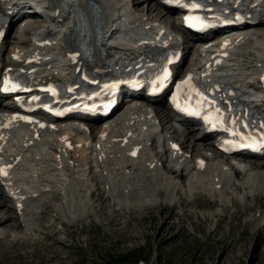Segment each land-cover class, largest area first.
Instances as JSON below:
<instances>
[{
    "label": "bare ground",
    "instance_id": "bare-ground-1",
    "mask_svg": "<svg viewBox=\"0 0 264 264\" xmlns=\"http://www.w3.org/2000/svg\"><path fill=\"white\" fill-rule=\"evenodd\" d=\"M35 1L42 2L39 7L46 15L55 9L47 6L46 8L45 4L58 6L72 2L73 5L68 4L70 11L66 15H71L78 9L80 18L91 19L94 23L95 16L92 10L83 4V0ZM97 3L104 10L103 26L107 23H111V27L115 26L118 19L113 18L122 14L125 19L140 21L148 16L157 23H169L166 15L161 12L157 0H99ZM66 15L59 16L63 18ZM171 28L176 32L180 30L175 24H172ZM40 29L42 30L38 35L44 34V25H41ZM25 30L33 31L34 27L28 26ZM244 30L235 38L228 40L230 47L226 53L233 55L231 59L233 63L230 64L233 68L220 72L234 74L238 71L235 76H240L242 80L258 72L264 64V21ZM137 34H132V37L136 38ZM184 38L187 48H190L188 44L192 39L188 36ZM15 39L13 63L7 64L9 67H23L19 55L32 61L44 54L46 49H54V55L57 57L63 50L55 40L42 43L35 51L31 50L30 40L28 43L18 33ZM123 45L125 44L118 42L108 48L107 53L119 54L122 51L117 49H121ZM188 50L190 52V49ZM217 59L215 64L218 65L228 61L222 56ZM98 60L97 70H107L112 66L105 59ZM130 105L123 114L107 120L105 125L95 122L92 125H85L84 130L72 129L62 133L59 122L55 124L59 129L34 130L32 123H26L22 119L10 122L11 127L16 125L24 129L22 136L16 133L7 139L11 132L0 130L3 133L0 134V155L6 159L7 166H12L13 173L17 171L14 174H19L16 178L21 181V187L36 188V194L42 191L40 201L29 205V209L23 213L10 205L9 199L0 194L1 246H8V250L34 247L36 255L39 251L37 249H40V246L44 248L43 245L46 244L49 251H54L55 245L47 243L53 239V235L42 232L38 224L44 230H54L55 235L69 229L73 226L72 221L80 220L84 216L90 217L92 204L90 198L101 191V197H104L105 202L109 201V206L114 208L113 219L124 218L128 214L127 211L132 215V212H142L145 208L149 215L151 214L149 219L154 220L152 212L160 211L161 226L158 233L160 236L168 235V224L175 225L171 219L177 217L178 211H181L178 215L182 220L190 219L193 217L192 209H202L204 206L199 203L202 200L208 201V205L204 207L212 210L209 215H205L204 221L208 223L214 217H219V232L227 217L222 216L216 208L226 210L230 205H235L237 209L232 212L231 219L239 218L243 210L257 209L248 220L253 230L252 234H245V240L251 239L255 244L252 249L242 247L244 249L241 248L234 257L238 264H248L247 260L256 259L253 250L264 243V209L261 204L264 202V160H257L251 155L244 154L240 160H247L250 168L247 165L244 167L248 169L243 165L232 166L228 164L229 157L216 152L213 143H209L210 136L201 135L199 130L190 128L182 133L168 128L164 136L171 138L175 143L169 147L164 145V152L158 155V152L153 151L150 144L152 140L148 137L154 131L153 127L148 126L152 120L145 117L149 114L148 110L139 106L138 102H132ZM160 108L164 119L170 121L171 115L168 110ZM56 132L58 135L54 136ZM21 137H25V140H21ZM25 141L33 143L34 147L23 150ZM183 160H189L190 165L181 169L174 168ZM45 189H50V193H43ZM96 201L101 202L99 198H95ZM54 202L56 203L53 204ZM51 213L55 215L48 220L47 216ZM147 219L148 217L143 218ZM156 221L157 219L155 223ZM67 226L69 227L66 228ZM42 235L46 236L42 238ZM146 238L148 239V235ZM223 254L225 255V252ZM212 257L208 259L209 262L205 261L202 264H219ZM63 259L58 255L52 257V261L55 262H62Z\"/></svg>",
    "mask_w": 264,
    "mask_h": 264
},
{
    "label": "rangeland",
    "instance_id": "rangeland-1",
    "mask_svg": "<svg viewBox=\"0 0 264 264\" xmlns=\"http://www.w3.org/2000/svg\"><path fill=\"white\" fill-rule=\"evenodd\" d=\"M95 198H99L101 202H95ZM90 201V217L84 216L72 221V227L67 226L69 229L57 235L54 230H44L38 224L42 232L53 235V239L47 243L55 245L54 251H49L46 244H40L44 248L40 246L41 250L37 249L39 251L35 255L34 247L8 250L6 244L7 247L0 244V264H202L209 262L208 259L212 256L219 264H238L234 257L241 248L252 249L255 244L251 239L245 240V234H252L248 220L257 209L243 210L239 218L231 219L232 212L237 209L235 205H230L226 210L216 208L222 216L227 217L219 232V217H214L208 223L204 221L205 215H209L212 210L204 207L208 205V201L202 200L199 203L204 206L202 209H192L193 217L190 219L182 220L179 216L181 211H178L180 214L177 212V217L171 219L175 225L168 224V235L160 236V211L152 212L154 220L149 219L151 214L145 208L142 212H132V215L127 211L124 218L113 219L114 208L101 197V191L95 193ZM261 204L264 209V202ZM52 215L55 214L47 216L48 220H51ZM145 217L148 219L143 220ZM45 236L42 235V238ZM136 236L138 238L135 239ZM253 254L256 259L247 260L248 264H264V243L256 247ZM54 255L64 258L63 263L52 261Z\"/></svg>",
    "mask_w": 264,
    "mask_h": 264
}]
</instances>
